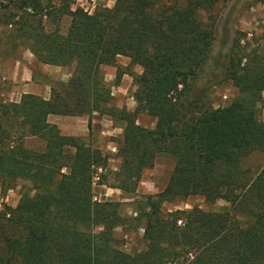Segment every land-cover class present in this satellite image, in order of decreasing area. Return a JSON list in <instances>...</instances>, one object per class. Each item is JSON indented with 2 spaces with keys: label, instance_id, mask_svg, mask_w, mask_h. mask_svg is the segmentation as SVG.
<instances>
[{
  "label": "trees",
  "instance_id": "1",
  "mask_svg": "<svg viewBox=\"0 0 264 264\" xmlns=\"http://www.w3.org/2000/svg\"><path fill=\"white\" fill-rule=\"evenodd\" d=\"M75 1L0 3V21L6 17L17 42L38 61L74 67L49 98L24 93L19 101L0 102L1 116L24 131L16 145L0 146L2 184L10 188L28 176L34 191L3 213L0 264H264V167L253 174L246 166L251 154H264V47L234 38L225 79L239 93L215 106L200 81L217 40L213 10L219 0H115L92 13L73 9ZM64 16L71 18L66 34L46 29L45 18ZM120 56L130 63L118 67L115 85L124 74L133 77V110L112 104L113 88L102 70ZM135 66L142 71H131ZM50 114L87 115L90 126L94 114L118 119L123 133L116 186L135 192L162 154L175 160L168 184L140 198L132 218L117 202L95 200V178L108 168L109 155L61 133ZM141 114L154 118L155 126L141 124ZM7 128L0 123L2 132ZM26 136L42 139L45 147L27 148ZM191 195L230 207L164 211L166 202ZM127 224L143 228L142 250L123 249L116 229Z\"/></svg>",
  "mask_w": 264,
  "mask_h": 264
},
{
  "label": "rangeland",
  "instance_id": "2",
  "mask_svg": "<svg viewBox=\"0 0 264 264\" xmlns=\"http://www.w3.org/2000/svg\"><path fill=\"white\" fill-rule=\"evenodd\" d=\"M58 2L59 0H54V3ZM0 3L6 4L8 0H0ZM99 3L112 7L115 0L102 2L99 0H76L73 9L81 6L92 13ZM7 12L8 15L11 14L9 10ZM0 13L3 14L4 10ZM213 14L218 21L217 40L214 44L212 58L205 68L200 85L207 87L209 97L215 106H224L229 104L239 93L238 89L225 79L227 65L225 57L230 52L236 36H241L244 43L246 41L250 42L252 47L258 44L264 47V2L259 0H219ZM5 19L6 17H3L0 21V102L2 103L13 101L12 98L19 99L23 86L18 83L15 89L18 94L13 97L11 92L14 89L11 80H2V77H8L11 74L16 60L30 56L28 45L17 42L19 40H16L11 26L4 23ZM70 22L71 18L69 16H64L59 21L48 18L44 20L47 30L50 31L58 27L63 34L67 33ZM129 63V58L120 56L117 65H104L102 70L107 82L113 88L115 100L112 104L117 108L133 110L136 106L133 97L136 89L133 77L129 73L124 74L121 82L115 85L118 67L125 69ZM214 66H217V70L215 74H212L211 71ZM31 68L33 78L39 84L34 86V90L40 94L48 92L49 88L45 84H49L51 90L58 83L67 82L71 77L70 73L74 69L73 66H63V70L59 68L57 72H53L56 79H51L48 76L46 77L44 70L46 71L47 68L42 66L38 60L31 64ZM131 71L141 72L142 68L140 66L131 67ZM62 77L63 79H61ZM79 117L74 118L75 120L72 122L61 121L59 124L61 133L81 137L94 146L101 148L110 157L108 168L105 170L99 169L101 176L95 178L93 185L95 200L117 202L120 204L119 210L123 216L128 218L138 216L137 201L145 195L157 194L166 187L175 166L174 158L167 154L159 155L154 165L144 170L137 190L126 193L116 186L113 179V173L117 171L120 164L117 153L118 143L122 138L123 123L108 114H94L90 126L87 115ZM262 118L264 119V108H262ZM62 119L66 118L62 117ZM139 122L147 127L155 126V119L146 114L139 116ZM0 123H4L5 126L10 128H7L5 132L0 130V146L16 145L19 137L24 134L23 129L14 120L9 117L4 118L1 114ZM24 145L30 149L40 150L45 147V142L37 137L26 136ZM246 166L250 168L253 174H257L264 167V154L258 151L254 152L246 159ZM2 179L0 174V227L4 229L2 216L7 207L17 206L25 192L33 194L34 191L32 180L28 176L19 177L10 188H5ZM194 207L207 211H223L227 210L230 204L222 199L212 202L202 195H191L182 200L166 202L163 205L165 212L177 209H192ZM116 233L122 238V247L126 251L137 252L144 248L143 228H134L127 224L118 227Z\"/></svg>",
  "mask_w": 264,
  "mask_h": 264
},
{
  "label": "crops",
  "instance_id": "3",
  "mask_svg": "<svg viewBox=\"0 0 264 264\" xmlns=\"http://www.w3.org/2000/svg\"><path fill=\"white\" fill-rule=\"evenodd\" d=\"M29 52H30V56L29 57L24 58V59L16 60L11 74L8 77L7 76H3L2 80H6V79L11 80L10 82H12V86H13V89H14L11 92L13 97H15L18 94L17 91H15V89L17 88L18 83H21L20 85H23L22 89H21L22 90V94H24V93H35V94H39V95H41V96H43L45 98H49L50 95H51V90H50V85L49 84H45V86L49 88L48 92L46 91L45 94L37 93L34 90V86H37L39 84L36 83V81L33 78V72H32V68H31V64H33V62H35L37 60V58L31 52V50H29ZM40 64L47 68L46 71L44 70V72L46 74V77L48 76V78H51V79H53V78L56 79L55 78L56 76L53 75L54 71L57 72L59 68L61 70H63L62 69L63 66L50 65V64H45V63H42V62H40ZM71 74L72 73H70V76H71ZM61 79H63V77ZM22 94H20V96H19L20 98H21ZM20 98L19 99L18 98H16V99L12 98V100L13 101H19ZM62 117L66 118V119H62ZM74 118H80V117L79 116H68V115L67 116H65V115H56V114H50L48 116V120L50 122H52V123L57 124L58 127L60 126L59 124H60L61 121L64 120V121H67V122H72L73 120H75Z\"/></svg>",
  "mask_w": 264,
  "mask_h": 264
}]
</instances>
